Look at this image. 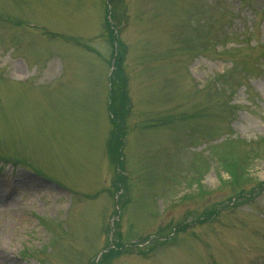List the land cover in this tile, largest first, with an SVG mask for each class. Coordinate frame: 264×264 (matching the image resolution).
<instances>
[{"label":"rangeland","instance_id":"374dc122","mask_svg":"<svg viewBox=\"0 0 264 264\" xmlns=\"http://www.w3.org/2000/svg\"><path fill=\"white\" fill-rule=\"evenodd\" d=\"M7 196L0 264H264V0H0Z\"/></svg>","mask_w":264,"mask_h":264},{"label":"bare ground","instance_id":"6f19581e","mask_svg":"<svg viewBox=\"0 0 264 264\" xmlns=\"http://www.w3.org/2000/svg\"><path fill=\"white\" fill-rule=\"evenodd\" d=\"M14 69L15 70L13 71V73L15 75L18 76V75L21 74V71L19 70V65H16ZM7 201H9V197L8 196L6 198H4V199H0V204L6 203Z\"/></svg>","mask_w":264,"mask_h":264},{"label":"trees","instance_id":"16d2710c","mask_svg":"<svg viewBox=\"0 0 264 264\" xmlns=\"http://www.w3.org/2000/svg\"><path fill=\"white\" fill-rule=\"evenodd\" d=\"M232 166V165H231ZM231 168H233V175L235 176V170H236V167H235V165H234V167H231ZM235 169V170H234ZM105 258H106V256H105Z\"/></svg>","mask_w":264,"mask_h":264}]
</instances>
